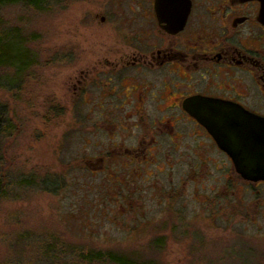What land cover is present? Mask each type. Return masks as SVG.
Masks as SVG:
<instances>
[{
	"label": "rangeland",
	"instance_id": "rangeland-1",
	"mask_svg": "<svg viewBox=\"0 0 264 264\" xmlns=\"http://www.w3.org/2000/svg\"><path fill=\"white\" fill-rule=\"evenodd\" d=\"M46 1L0 8V30L31 62L18 78L15 68L0 78V264H70L42 259L46 243L63 255L112 252L148 264H264V220L252 222L261 210L245 186H114L102 167L120 172L125 159L95 156L125 136V110H76L63 84L74 64L61 56L64 43L77 44L82 62L122 46L109 28L80 21L92 0Z\"/></svg>",
	"mask_w": 264,
	"mask_h": 264
},
{
	"label": "flooded vegetation",
	"instance_id": "flooded-vegetation-1",
	"mask_svg": "<svg viewBox=\"0 0 264 264\" xmlns=\"http://www.w3.org/2000/svg\"><path fill=\"white\" fill-rule=\"evenodd\" d=\"M92 3L80 21L114 31L122 52L82 62L77 44L64 43L61 61L74 70L63 84L76 110H125V136L95 156L125 159L120 172L102 167L114 186H245L261 210L252 222L264 220V177L241 175L217 127L235 131L245 117L264 135V0Z\"/></svg>",
	"mask_w": 264,
	"mask_h": 264
},
{
	"label": "trees",
	"instance_id": "trees-1",
	"mask_svg": "<svg viewBox=\"0 0 264 264\" xmlns=\"http://www.w3.org/2000/svg\"><path fill=\"white\" fill-rule=\"evenodd\" d=\"M23 1V2H20ZM23 3L28 7L40 9L46 6V0H0V8L7 4ZM52 3V2H51ZM20 42L15 43L13 40L12 32L0 30V78L1 74L15 68V79L18 75L30 65L29 56L25 51H21ZM13 79V78H12ZM0 122V135H4L7 132L5 124ZM4 184L0 174V199L4 196ZM62 246L51 244H45V248L42 252V259L58 261L67 259L70 264H148L131 260L127 257L112 253V252H99L91 250L76 251L71 249L70 253L63 255ZM150 263V262H149Z\"/></svg>",
	"mask_w": 264,
	"mask_h": 264
},
{
	"label": "water",
	"instance_id": "water-1",
	"mask_svg": "<svg viewBox=\"0 0 264 264\" xmlns=\"http://www.w3.org/2000/svg\"><path fill=\"white\" fill-rule=\"evenodd\" d=\"M256 125L260 123L243 117L240 124L234 126L235 131H231L228 124L217 126L225 139L218 142L219 146L231 155L235 166L245 179L264 177V135L259 132L257 135L252 133Z\"/></svg>",
	"mask_w": 264,
	"mask_h": 264
}]
</instances>
